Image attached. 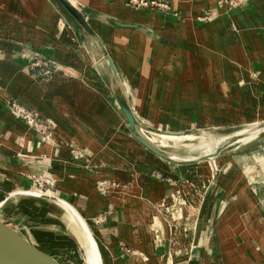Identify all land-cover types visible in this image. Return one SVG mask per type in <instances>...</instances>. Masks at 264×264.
<instances>
[{"label":"crops","instance_id":"1","mask_svg":"<svg viewBox=\"0 0 264 264\" xmlns=\"http://www.w3.org/2000/svg\"><path fill=\"white\" fill-rule=\"evenodd\" d=\"M71 1L106 48L111 33L121 40L116 47L124 52L135 102L123 87L139 122L134 106L163 119L158 108L171 103L173 81L181 93L172 97V111L186 120L264 115V0L208 25L194 19L217 9L220 0H170L180 18L191 20L188 25L129 11L128 0ZM107 18L141 28L114 27ZM103 60L98 45L53 0H0L3 212L39 243L51 240L73 251L90 246L97 264H264V156L255 157L243 145L236 148L239 156L217 157L228 162L219 169L224 175L208 184L209 191H203L208 185L200 187L198 195L171 182L186 179V168L197 164L159 168L172 176L171 183L161 182L147 149L134 145L121 120L105 110L118 103ZM53 61L60 63L57 69H51ZM39 62L49 69L37 67ZM253 73L259 75L257 84ZM228 88L230 102L224 99ZM13 101L42 123H52L54 139L45 140L16 116ZM74 147L90 151V165L89 156L71 154ZM34 177L49 178L58 193H45L47 200L26 197L27 187L36 189ZM102 181L110 185L105 194L97 190ZM125 247L135 251L133 257L123 255Z\"/></svg>","mask_w":264,"mask_h":264},{"label":"rangeland","instance_id":"2","mask_svg":"<svg viewBox=\"0 0 264 264\" xmlns=\"http://www.w3.org/2000/svg\"><path fill=\"white\" fill-rule=\"evenodd\" d=\"M7 1H11V0H7ZM236 0L233 2L235 3ZM252 0L248 1V5L246 3V5L242 2V1H238V5L236 6L235 4H229L226 6H223V4L219 1V6L217 7V9L215 10H205L201 13L200 16L196 17L194 19V21H197L199 23H201L202 25H208L210 23L216 22L220 19H228L230 17H236V13L239 11H242L244 9H247L248 6L251 4ZM147 4V5H146ZM58 7L60 8L61 6L58 5ZM125 7L127 10L129 11H141V12H151L154 13L157 16H160L161 18H165L167 20H172V21H178V20H182V21H188V24H191V20H186V19H182L180 18V16L178 15V13L174 10L173 8V4L170 0H128L125 4ZM245 7V8H244ZM62 8V7H61ZM175 19V20H173ZM190 27V26H188ZM117 40H116V39ZM119 37L116 36V34L114 35V33H111L109 35V38L107 39V50L110 51L112 59L116 65V68L120 70V78L122 81V85L125 86L129 97L131 98V101L133 100V102H135V90H134V82L130 80L129 75H128V71H127V67H125L124 62H123V57L122 54H124L123 51H121L120 49H118V47H116V44L119 45V42L121 40L118 39ZM126 43V42H125ZM98 56V55H97ZM99 59V58H98ZM97 59V60H98ZM105 60V59H104ZM103 60V61H104ZM94 58L92 59H86V62H93ZM36 62V61H35ZM43 63L46 61H42ZM54 62V66H52L53 68L51 69H57V66H60V63H57L55 61ZM43 63L38 65L41 66H37V67H45L46 69H49V64L48 67L45 66ZM101 63V62H100ZM103 63V62H102ZM103 65L105 67H107V62L104 61ZM61 69V67L59 68ZM50 77H54L55 74H52V70H50V73L48 74ZM253 81L255 84L260 82V78L259 75L257 73H253ZM244 79H241V82H243ZM167 82V81H165ZM173 83L171 85V88L169 89V93L171 95L170 99H171V103H168V105L166 106V108L162 109V108H158L159 112L164 111V116L163 119L157 116L152 117L151 115H147L146 112L141 109L139 106H134L135 111L137 112V114L139 115L140 120H142V124L148 127H152L154 129H159V130H163V131H194V130H198V132L194 133L192 136H185L183 137H176V136H158L156 134L150 133L147 130L143 129V133L145 134V136L155 145L159 146L160 148L166 150L167 152H169L172 156H175L176 159H183V160H190L193 158H199L205 155H210L212 153H215L216 149L218 147H222L223 145L229 143L230 141H234L236 138V135L248 130L252 127L255 126V124H258L261 122V120H256L259 118H264L263 116H253L256 119L254 120H248L246 118H238V119H225V120H219V121H213V122H200V121H196V120H186L185 117H183L182 115H179L178 113H175L172 111V104L174 105V101L173 102V96L177 97L178 95H180L181 92H179L180 87L176 85V82L173 81ZM98 99H102L101 95L97 96ZM224 99L226 102H230L232 99V93L230 92L229 88L227 89V93L224 96ZM175 100V99H174ZM118 103V102H117ZM108 104V103H107ZM113 104V105H112ZM15 105H18V102L15 101ZM112 105V106H111ZM111 105H107L105 107L106 111L112 112V114L114 115V118L117 120V122L119 120H121L122 124H123V131L126 133V135L132 140V142L134 143V145H137V147H140L141 149H145V147L143 148V146L136 141L132 135L130 134V131H127V125L128 122L119 106L116 105L113 102H111ZM32 113V112H31ZM33 115H35L34 113H32ZM152 114V113H151ZM167 117L170 118L169 121H167ZM252 117V115H251ZM45 124L48 126V129H46V132L42 135L43 138H45V140L47 141H52L54 139L53 136V130L54 127L52 124H50L49 122H45ZM52 135L50 138H48V134L50 133ZM163 135V134H160ZM166 135V134H165ZM263 132H261L260 134H257L253 137L247 138L245 140H240L238 142L233 143L231 146H229L228 148H226L224 151H222V153L218 156V157H222L225 156L226 154H235L236 156H239L240 150H237L236 148L238 147H242L243 145L245 146V148H247V151H250L253 155H255V157L260 156V158H262L264 156V139H263ZM239 149V148H238ZM146 153H150L151 157H152V165L153 167H155L154 169H152V172L154 173L155 176L158 177V179L161 182H179L178 185L182 184L185 186L186 188V194L188 195L189 193H193L198 195L199 191L198 189L200 187H198L197 189L194 188L193 185H195V181L194 179L197 178V181L200 180V175L205 171L206 172V176L209 175V172L213 174V176L211 177V179L209 181H207L205 184H202V188H205V186H207L210 183H214V181L217 180V178L221 177L224 175V171L219 170L221 169L222 166H226V164L228 163L227 160H223V161H218V158H215L213 160V162H204V163H200L197 165H192L191 167H187L186 168V173H185V177L186 179H184V177L182 178H178V179H172L170 175H165L161 172V169H165V167L167 165L170 166H175V164L172 165V163H169L168 161L156 156L155 154L151 153L150 151L148 152V150H146ZM72 152H82L84 157L89 156L88 160H86V162L88 163L87 165H90V159H91V153L90 151H86L85 149H81V148H75L73 149ZM71 152V154H73ZM229 152V153H227ZM231 154V155H232ZM258 155V156H257ZM233 156V155H232ZM259 158V157H258ZM215 162V163H214ZM217 163V164H216ZM209 165L211 167H209ZM213 165H215V168H213ZM206 167L208 168L207 170ZM219 167V168H218ZM161 168V169H159ZM193 168H195V170H193ZM211 168V169H210ZM214 169H217V171L219 170V172H217V175H215V171ZM200 170V171H199ZM223 170H226L225 168ZM193 172V173H192ZM196 172V173H195ZM221 173V175H220ZM194 174V175H193ZM190 175H193L192 177H190ZM168 179L171 180V182L168 181ZM35 180V187L36 189L33 188H28L27 187V191L25 192L26 197H33L34 199H43V200H47L48 199V195L45 196L44 194L47 193H58L57 189H56V184L54 183H49L48 181H38L37 177H34ZM211 184L208 185L203 191H209L210 187H213ZM198 186V185H197ZM101 187H105L106 188V192L109 191V182L106 181H102L98 184L97 186V190L99 191ZM216 189L215 185L213 190ZM177 193L180 191H176ZM36 193V194H35ZM180 194V193H178ZM29 195V196H28ZM42 195L44 197H42ZM48 202V201H47ZM49 203V202H48ZM182 207L184 206L185 208H189L187 207V203L185 201L182 200L181 202ZM161 207L163 206L162 204L160 205ZM164 207V206H163ZM191 209V208H190ZM180 213L183 211V208H179ZM71 216H72V212H68ZM19 220H22L21 223H23V225L26 226L27 230L30 229V225H26L25 222H23V220H25L22 216L18 217ZM177 220V218L175 219ZM178 220H180L178 218ZM50 221H55V220H51ZM65 229V228H64ZM65 231V230H64ZM65 234L67 235L66 231ZM69 237V239H71V243H73L72 241L74 240L73 236L67 235ZM42 246L46 247L49 250H53L54 252H56L63 260L66 264H90L89 263V255H88V250L87 248L84 249L82 247H77L75 248V250L73 251L70 247H64V246H59V245H55L52 243L51 240H47L41 243ZM73 245L76 247V245L73 243ZM123 255L125 257H133L135 254V251H133L132 249L129 248H124L123 249Z\"/></svg>","mask_w":264,"mask_h":264},{"label":"water","instance_id":"3","mask_svg":"<svg viewBox=\"0 0 264 264\" xmlns=\"http://www.w3.org/2000/svg\"><path fill=\"white\" fill-rule=\"evenodd\" d=\"M58 3L62 9L70 16L76 24L83 30V32L91 38L99 47L103 58L107 62L109 69L112 72V90L114 96L128 122V129L132 137L138 141L148 151L155 154L156 156L172 163L175 165H192L202 162H213L222 151L231 146L233 143L238 142L244 138L251 137L256 134L264 132V122L255 125L254 127L245 130L236 135L234 141L218 147L215 153L205 155L199 158L190 160H177L174 159L169 152L160 148L159 146L152 143L143 133V129L154 134H166L170 136H184L188 134H194L195 131H162L142 125L137 119L132 106L130 104L128 95L119 81V75L117 72L116 65L109 54L106 46L91 27L87 19L84 17L81 10L73 4L71 0H53ZM106 23L123 29H140L139 25L125 24L113 18H107ZM218 171H215V174ZM0 264H66L64 260L53 250H49L42 246L37 240L33 239L30 234L17 224L12 218L6 215L2 210L0 204Z\"/></svg>","mask_w":264,"mask_h":264},{"label":"built area","instance_id":"4","mask_svg":"<svg viewBox=\"0 0 264 264\" xmlns=\"http://www.w3.org/2000/svg\"><path fill=\"white\" fill-rule=\"evenodd\" d=\"M234 1L235 0H221V3L223 4V6L229 5L230 3L233 5L235 4L237 6L239 4L238 1H242L244 4H246L248 3L249 0H236V2L233 3ZM9 105H10V109L12 110V112L19 118L23 119L32 129L36 130V132L40 133L41 135H43L46 132V129H48V126L45 123H42L41 120H39L36 115H33L31 112L27 111L25 108L21 106L15 105L14 101L10 103ZM51 135H52V132L51 134L49 133L47 135L48 138H50ZM72 153H73V156L78 159L84 158V155L82 152H72ZM38 181H45V182L48 181L51 184L53 183V181H51L49 178H38ZM100 192L102 194H105L106 188L101 187Z\"/></svg>","mask_w":264,"mask_h":264},{"label":"bare ground","instance_id":"5","mask_svg":"<svg viewBox=\"0 0 264 264\" xmlns=\"http://www.w3.org/2000/svg\"><path fill=\"white\" fill-rule=\"evenodd\" d=\"M220 2H221V0H220ZM74 4V3H73ZM248 4V3H247ZM246 5V4H245ZM245 132V131H244ZM152 141V140H151ZM213 154V153H212ZM174 159H176L175 158V156H174ZM177 160H183V159H177ZM215 163V162H214ZM217 164V163H216ZM209 167H211L210 165H209ZM213 168H215V165H213ZM219 168V167H218ZM208 168L206 167V169L205 170H207ZM211 169V168H210ZM193 170H195V168H193ZM200 171V170H199ZM214 171H217V169H214ZM193 173V172H192ZM196 173V172H195ZM215 173V172H214ZM194 175V174H193ZM193 175H190V177H192ZM213 176V174H212V172L210 173L209 172V175L208 176H206V172L204 171L201 175H200V180H198L197 181V178H195L194 179V181H195V185H193L194 186V188H198V187H202V182H203V179H206L207 181H209L210 179H211V177ZM206 181V182H207ZM199 183H201V185H199ZM198 185V186H197ZM201 189L199 188L198 189V191H200ZM36 194V193H35ZM29 196V195H28ZM60 208V207H59ZM196 209V208H195ZM196 211V210H195ZM62 214V213H61ZM70 220V219H69ZM70 223V222H69ZM69 225V224H68ZM71 225V224H70ZM84 231V230H83ZM85 239V238H84ZM84 242V241H83ZM86 242V241H85ZM85 242H84V244H85ZM87 243V242H86ZM89 246V245H88ZM88 255H89V263L90 264H97L96 263V261H95V258H94V256H93V254L91 253V248H90V246L88 247Z\"/></svg>","mask_w":264,"mask_h":264},{"label":"trees","instance_id":"6","mask_svg":"<svg viewBox=\"0 0 264 264\" xmlns=\"http://www.w3.org/2000/svg\"><path fill=\"white\" fill-rule=\"evenodd\" d=\"M55 2V1H54ZM58 4V3H57ZM59 5V4H58ZM70 17V16H69ZM71 18V17H70ZM72 19V18H71Z\"/></svg>","mask_w":264,"mask_h":264}]
</instances>
